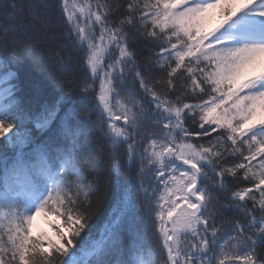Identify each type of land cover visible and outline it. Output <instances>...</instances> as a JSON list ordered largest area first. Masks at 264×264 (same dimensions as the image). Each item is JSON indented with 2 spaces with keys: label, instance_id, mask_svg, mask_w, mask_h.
Masks as SVG:
<instances>
[{
  "label": "snow or ice",
  "instance_id": "1",
  "mask_svg": "<svg viewBox=\"0 0 264 264\" xmlns=\"http://www.w3.org/2000/svg\"><path fill=\"white\" fill-rule=\"evenodd\" d=\"M0 264H264V0L0 5Z\"/></svg>",
  "mask_w": 264,
  "mask_h": 264
},
{
  "label": "trees",
  "instance_id": "2",
  "mask_svg": "<svg viewBox=\"0 0 264 264\" xmlns=\"http://www.w3.org/2000/svg\"><path fill=\"white\" fill-rule=\"evenodd\" d=\"M6 0H0V5L4 4ZM53 71V69L48 65L47 61H42L38 65H34L31 60H25L23 65L19 69V83H20V92L18 95L21 97L25 105L27 106L30 101H32V106H35V101L32 100L34 96L35 86L41 82L48 85L46 92L44 93V97L51 98L56 94L57 89L51 84V82L47 79L48 74ZM43 99V97L41 98ZM95 118V117H94ZM87 151L91 152L95 156V160L100 164L101 168H103V154L98 151V147L93 146L87 149ZM104 179L108 183L109 187V195L108 199L98 214V219L96 223H100L103 219L104 214L107 212L108 207L111 203L112 193L115 190V178L114 176L104 174Z\"/></svg>",
  "mask_w": 264,
  "mask_h": 264
},
{
  "label": "rangeland",
  "instance_id": "3",
  "mask_svg": "<svg viewBox=\"0 0 264 264\" xmlns=\"http://www.w3.org/2000/svg\"><path fill=\"white\" fill-rule=\"evenodd\" d=\"M37 224H38L41 228H43L44 230H46V228H45L46 226H44V223L42 222L41 219H40V220H39V219L37 220Z\"/></svg>",
  "mask_w": 264,
  "mask_h": 264
}]
</instances>
